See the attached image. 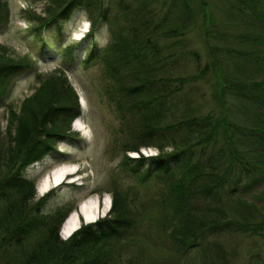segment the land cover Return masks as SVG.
Wrapping results in <instances>:
<instances>
[{"label":"trees","instance_id":"trees-1","mask_svg":"<svg viewBox=\"0 0 264 264\" xmlns=\"http://www.w3.org/2000/svg\"><path fill=\"white\" fill-rule=\"evenodd\" d=\"M76 8L86 10L89 35L104 24L110 33L86 62L102 63V92L120 121L113 142L131 183L113 185L109 216L60 237L73 208L43 214L51 193L35 201L24 171L75 136L82 108L63 69L37 73L33 94L19 109L9 106L0 126V257L7 264H235L248 241L246 264H264V0H46L43 14L31 15L45 28ZM10 16L0 0V24ZM193 30L202 38V66L198 50L185 49ZM10 50L0 44V99L13 76L35 68ZM189 54L199 62L193 71L182 64ZM144 147L159 152L144 156ZM257 189L256 200L249 197Z\"/></svg>","mask_w":264,"mask_h":264},{"label":"rangeland","instance_id":"rangeland-1","mask_svg":"<svg viewBox=\"0 0 264 264\" xmlns=\"http://www.w3.org/2000/svg\"><path fill=\"white\" fill-rule=\"evenodd\" d=\"M7 1L11 16L6 23L0 24V44L10 48V51L17 56L29 57L35 62V68L24 69L12 77L9 95L0 99V126L4 130L9 106L19 109L23 100L33 94L38 85L37 73L46 74L60 68L66 72L78 93L80 104L82 102L83 105H81L82 114L77 125L85 126L83 132L86 134L81 133L80 127L74 126L73 121L72 130L75 136L59 141L53 151L29 165L24 175L35 182V201L51 193L40 207L43 214L52 213L58 208L66 210L73 208L64 221L71 213L78 212L83 202L99 200V207L103 209L104 200H109V211L99 216L97 220L86 222L83 217H80L81 224L96 223L99 219L109 216L113 204L111 192L113 185L118 183L119 186L127 187L131 183V176L127 170H124L122 164L124 153L120 150V143L116 146L113 142L121 138L120 121L113 105L102 92L104 86L102 63L100 64L97 58L91 60L89 65L86 62L93 49L97 48V51L101 52L109 42L108 27L105 24L101 25L92 35H89L91 23L88 21L86 10L76 8L68 19L60 23L49 24L45 28H37L40 21L32 18L31 14L42 15L46 0ZM212 4V11L217 13ZM28 16L31 17L30 20L27 19ZM188 37L189 47L185 48L186 51L198 50L197 53L202 57L201 66L204 65L206 58L200 44L202 39L200 31L193 30L189 32ZM185 62L191 71L199 63L194 54H189L186 59H182L183 65ZM199 85L202 89L205 87L202 82ZM200 93L201 90H198L197 95H200L199 99L203 102ZM158 152L155 147H144L140 151L144 156L156 155ZM127 154L133 158L140 156L134 151L127 152ZM62 166L69 167V175L66 176L63 184L54 186L51 170L56 171L57 167ZM147 166L142 168L147 170ZM46 173L50 174L51 189L42 194L40 189L43 185H40V182ZM72 179L75 181L69 184L66 182ZM49 183L47 187H50ZM260 191L261 189H257L249 197L256 200L255 196L260 194ZM63 223L59 234L65 240L66 238L61 233ZM247 243L248 241L242 242L240 245L242 250L235 252L237 255L235 264H246L245 246ZM226 244H228L227 249L231 250L230 243L226 241ZM171 257L180 259L179 256L174 255V252ZM0 264H7L4 255L0 257Z\"/></svg>","mask_w":264,"mask_h":264},{"label":"bare ground","instance_id":"bare-ground-1","mask_svg":"<svg viewBox=\"0 0 264 264\" xmlns=\"http://www.w3.org/2000/svg\"><path fill=\"white\" fill-rule=\"evenodd\" d=\"M76 126H78L76 124ZM69 167L67 166H62V167H59L56 171H54L52 174H51V177L54 181V186L56 184H63V178L65 176H67L69 174ZM53 184V183H52ZM49 188H51V182L49 183ZM47 187L43 186L41 187L40 189V192L43 194V193H46ZM95 201V202H94ZM94 201H87V202H83L81 203L79 209H78V212H74V213H71L68 218L64 221L63 223V226H62V229H61V233L63 234V237L64 238H69L73 232H75L77 229H79V227L81 226V218L80 217H83L84 220L86 222H93L95 220H97V218L101 215H105V213L107 211H109L110 209V203H109V200L105 199L104 200V207L103 209H101L99 207V200H94ZM94 202V203H93ZM94 204V205H92ZM77 214H79L77 216Z\"/></svg>","mask_w":264,"mask_h":264}]
</instances>
